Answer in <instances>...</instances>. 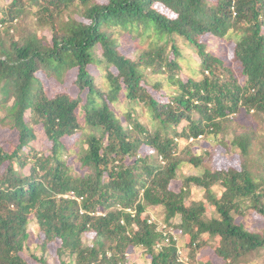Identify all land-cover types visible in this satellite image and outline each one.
Masks as SVG:
<instances>
[{
    "label": "trees",
    "instance_id": "1",
    "mask_svg": "<svg viewBox=\"0 0 264 264\" xmlns=\"http://www.w3.org/2000/svg\"><path fill=\"white\" fill-rule=\"evenodd\" d=\"M124 35L149 44L125 51ZM214 38L225 55L207 51ZM72 71L76 95L48 97L37 77ZM250 112L264 116V0H0V264H56L23 255L33 219L60 264H127L130 248L180 264L149 211L186 238L190 263L213 264L197 258L210 246L220 264H251L264 227L243 218L264 220V135L242 125ZM228 135L239 168L172 189L212 157L177 141ZM192 186L204 199L187 205Z\"/></svg>",
    "mask_w": 264,
    "mask_h": 264
},
{
    "label": "rangeland",
    "instance_id": "2",
    "mask_svg": "<svg viewBox=\"0 0 264 264\" xmlns=\"http://www.w3.org/2000/svg\"><path fill=\"white\" fill-rule=\"evenodd\" d=\"M154 7L156 10L160 12H165L163 6L161 5H155ZM123 39H127L125 41L127 42V44L124 45V50L128 51V50L136 49L135 54L138 53V50H141V52L144 51L149 44V40H145L144 42H140L139 40L135 41V40H132L131 37L126 36V35L121 37V40ZM210 42H211V46L207 48V51L212 52V54H215V55L216 54L225 55L224 49L226 46L223 42L222 43L219 42V40H217L216 38L211 39ZM185 52H188V51L185 50ZM37 77L42 81L44 85V90L46 91V94L48 95V97H53L56 94L64 93V92H69L72 95H76L77 93L76 88L73 86V81L76 77V71H72L68 73L64 79V82L62 83H59L58 81L53 80V79L48 80L43 73H38ZM151 77L152 78L150 80L158 79L157 75H153ZM97 84L99 86L102 85V82L100 81V79L97 81ZM168 85L169 87L166 86L165 88H162L161 90L162 93H168V92L171 93L170 90L172 86L169 83ZM151 93L156 99L158 100L161 99L159 98L160 92L158 93L153 90L151 91ZM116 109L118 111H121L120 113L124 112V109L121 108L120 105H117ZM241 123L242 125L246 126L248 129H253L256 133L262 132L261 136L264 135V125H263L264 116L257 115V114H254L253 112H250V115L247 118V121H242ZM7 134L8 133L6 132V130L2 132V136L3 135L5 136ZM76 139L77 137L70 139L69 143L71 144ZM193 139L188 140L187 142L188 144L185 143V141H177V143L181 149L184 147L186 148L189 147L194 153L201 155V156H203L202 154H205L206 151L208 150L212 152L211 153L212 157L208 159L207 161H205L204 164H202L198 168H195L190 164H184L182 169L177 175V180L172 183V189L175 191H178L181 188L182 180L184 178L189 177V176H200L203 174L204 169L218 170L221 168L227 169L228 167H231V166L239 168L240 166L239 158L230 151V141L232 139L231 135L221 138L219 140V143H216L213 137L198 136L195 138L196 140L195 139L193 140ZM0 144L2 145L4 144V141L1 140V137H0ZM263 144H264V140L260 139L257 147H262ZM44 147H48V145L46 146L42 144H37V150L47 152V150ZM212 189L216 194H219L221 192V188L219 186H213ZM189 195L190 197L186 200L187 205L191 201L197 202V201L204 199V191L195 186L191 187V191ZM71 198H73L72 194H71ZM160 213H161L160 211L159 212L149 211L144 214V217L148 219V216L149 217L154 216L155 219L158 220L157 222H160L163 220L162 218H160V217H163ZM206 217L207 218L217 217V215L214 213L212 209H209V212L207 213ZM178 219L179 218H177V220ZM243 223L249 230L254 231V232H257L259 231L260 228L264 227L263 218L255 214L254 212H251L250 215L244 217ZM28 233H29V239L26 242V245H25L26 250H24L23 255L36 256L38 258H42L46 260L48 263L60 264L59 254L57 251V245H54L51 248H46L45 250L42 247L41 241L39 240V237H38L39 227L37 226L36 221L34 219L28 225ZM173 235L178 241V247L181 253L183 254L184 258H187L190 252L187 249L186 238L180 236V234H178L176 230L173 232ZM93 239L94 238L92 234H89V235L87 234V235H84L83 237V240L86 243H91L90 241ZM126 257H127V264H149V260H150L149 256L146 255V253L140 248H130L126 254ZM197 258L200 261H205V260L211 261L213 264L221 263L220 259H218L215 256L210 246H206L205 248L200 249L197 252ZM61 260L67 263L69 261V257L65 255L61 258ZM29 262L34 263L32 259ZM251 264H264V249L260 252V257L257 258L255 261H253Z\"/></svg>",
    "mask_w": 264,
    "mask_h": 264
},
{
    "label": "built area",
    "instance_id": "3",
    "mask_svg": "<svg viewBox=\"0 0 264 264\" xmlns=\"http://www.w3.org/2000/svg\"><path fill=\"white\" fill-rule=\"evenodd\" d=\"M200 137H202V136H200ZM189 140H192V138ZM150 219H151V221H150ZM157 221L158 220H156L154 216H150V217L148 216V223L156 225V230L163 234L164 242H166V244L170 241V239H172L174 242H176L175 248H176V256H177L178 262L180 264H191L188 257L184 258L183 254L181 253V251L178 247V241L175 238V236L173 235L174 230L172 228L167 227L166 224L164 223V221H160V222H157Z\"/></svg>",
    "mask_w": 264,
    "mask_h": 264
},
{
    "label": "clouds",
    "instance_id": "4",
    "mask_svg": "<svg viewBox=\"0 0 264 264\" xmlns=\"http://www.w3.org/2000/svg\"><path fill=\"white\" fill-rule=\"evenodd\" d=\"M148 220V219H147ZM163 221V220H162Z\"/></svg>",
    "mask_w": 264,
    "mask_h": 264
}]
</instances>
